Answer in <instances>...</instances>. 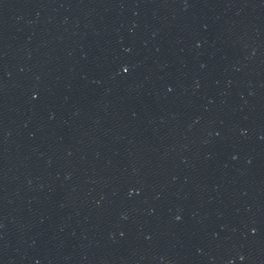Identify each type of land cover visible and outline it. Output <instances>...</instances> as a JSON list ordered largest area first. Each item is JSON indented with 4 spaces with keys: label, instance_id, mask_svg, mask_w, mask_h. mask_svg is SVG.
I'll return each mask as SVG.
<instances>
[{
    "label": "water",
    "instance_id": "95a60500",
    "mask_svg": "<svg viewBox=\"0 0 264 264\" xmlns=\"http://www.w3.org/2000/svg\"><path fill=\"white\" fill-rule=\"evenodd\" d=\"M264 122V0H104Z\"/></svg>",
    "mask_w": 264,
    "mask_h": 264
}]
</instances>
